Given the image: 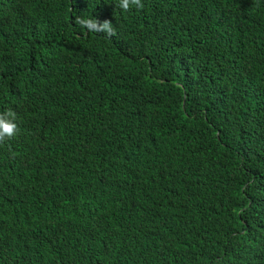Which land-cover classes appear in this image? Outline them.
<instances>
[{
  "label": "trees",
  "instance_id": "1",
  "mask_svg": "<svg viewBox=\"0 0 264 264\" xmlns=\"http://www.w3.org/2000/svg\"><path fill=\"white\" fill-rule=\"evenodd\" d=\"M116 2L0 0V264H264V0Z\"/></svg>",
  "mask_w": 264,
  "mask_h": 264
},
{
  "label": "clouds",
  "instance_id": "2",
  "mask_svg": "<svg viewBox=\"0 0 264 264\" xmlns=\"http://www.w3.org/2000/svg\"><path fill=\"white\" fill-rule=\"evenodd\" d=\"M116 5L122 11L127 12L132 8L142 9V0H117ZM41 11L47 22H55L54 15L59 9L54 8L46 3H41ZM75 24L84 29L85 33H103L106 37L111 38L117 34V30L108 19L98 20L93 16H75ZM16 113L12 109L6 112H0V144L6 140L15 137L19 131L16 123Z\"/></svg>",
  "mask_w": 264,
  "mask_h": 264
}]
</instances>
